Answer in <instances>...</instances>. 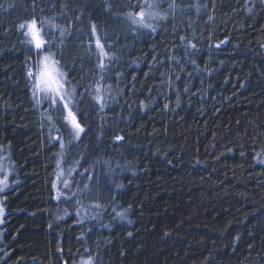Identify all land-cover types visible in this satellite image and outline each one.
Listing matches in <instances>:
<instances>
[{
    "label": "trees",
    "instance_id": "16d2710c",
    "mask_svg": "<svg viewBox=\"0 0 264 264\" xmlns=\"http://www.w3.org/2000/svg\"><path fill=\"white\" fill-rule=\"evenodd\" d=\"M110 3L0 0V264H264V0H163L155 31ZM33 16L65 31L48 30L84 113L72 145L33 97ZM91 24L116 57L103 81Z\"/></svg>",
    "mask_w": 264,
    "mask_h": 264
},
{
    "label": "snow or ice",
    "instance_id": "6c2138e0",
    "mask_svg": "<svg viewBox=\"0 0 264 264\" xmlns=\"http://www.w3.org/2000/svg\"><path fill=\"white\" fill-rule=\"evenodd\" d=\"M160 2H163V0H137V3L132 5L127 2H121V0H112V3L108 4L107 7L109 10L114 11L116 15L122 17L132 28L155 31L152 21L166 18V16H161L158 11ZM169 7H176L175 0H173V3ZM122 8H127L128 10L121 11ZM19 29L23 30V35L27 38L26 43L30 45L29 51L34 50L39 57L34 70L30 68L27 72L28 78L33 81V97L38 104L41 102V95L49 102L55 114V120L68 132V144L72 145L73 141L79 140L81 134L85 132V128L81 123L84 119V113L77 107L75 89L69 86L67 72L64 70V66L61 65V60L63 59L62 53L60 54V58H57L58 53L51 51L52 37L48 30H59L61 37H63L65 31L54 22V19H38L36 16L21 22ZM90 29L91 35L96 37L94 44L97 50L96 54L100 58L97 67L100 69V80L103 81L105 80V73L107 71L105 59L111 61L116 59V57L114 53H110L109 50L105 49V44L101 42L98 35L97 25L91 24ZM110 48L111 46L109 45ZM103 91V86L97 83L94 99L101 109L104 107ZM48 119H53L52 115H49ZM117 139H122V137H117ZM64 147V143L61 142V148L63 149ZM57 167L58 169L60 168L59 162ZM2 171L4 169L0 166V172ZM63 175L64 172L61 169L57 174V179L59 180ZM7 179V175L0 179V185L7 187ZM64 186L68 187L67 181H64ZM3 187H0V191L3 190ZM53 187H56V185L54 184ZM58 198L59 196H57ZM0 214H2V209H0ZM118 215L122 218L124 212H120ZM81 264H94L93 257L89 255L87 259L81 261Z\"/></svg>",
    "mask_w": 264,
    "mask_h": 264
},
{
    "label": "rangeland",
    "instance_id": "374dc122",
    "mask_svg": "<svg viewBox=\"0 0 264 264\" xmlns=\"http://www.w3.org/2000/svg\"><path fill=\"white\" fill-rule=\"evenodd\" d=\"M38 62V61H37ZM47 100H45L43 98V95H41V102H45ZM54 115V114H52ZM82 135V134H81ZM77 141V140H76ZM5 165V163H3ZM3 164H0V166L3 167L4 171L0 172V179H2L5 175H7L8 179H7V187H3L2 185H0V187H3V190L0 191V209H2V214H0V224L3 222V217L6 213V210L4 208V204H3V200H2V195L8 190L9 187L12 186V182L10 181V176L12 171L5 167ZM63 169L64 175L58 180H56V190L58 195L61 194L63 192V188H65L64 186V181H67L68 183H70V180H68L69 175L72 173L73 169L72 167L66 168L63 164L60 166L59 171Z\"/></svg>",
    "mask_w": 264,
    "mask_h": 264
}]
</instances>
